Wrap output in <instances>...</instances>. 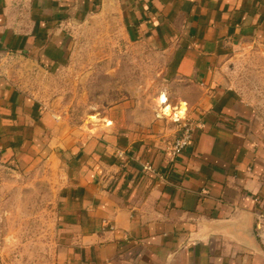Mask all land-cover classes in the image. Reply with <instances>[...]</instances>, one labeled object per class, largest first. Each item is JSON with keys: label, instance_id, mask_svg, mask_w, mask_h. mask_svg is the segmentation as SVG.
Wrapping results in <instances>:
<instances>
[{"label": "crops", "instance_id": "crops-1", "mask_svg": "<svg viewBox=\"0 0 264 264\" xmlns=\"http://www.w3.org/2000/svg\"><path fill=\"white\" fill-rule=\"evenodd\" d=\"M110 4L168 53L196 128L170 157L179 127L144 135L114 108L53 149L55 116L0 75V164L61 170L56 264H264V119L224 79L238 47L264 46V0H0V50L61 65L72 27Z\"/></svg>", "mask_w": 264, "mask_h": 264}, {"label": "rangeland", "instance_id": "rangeland-1", "mask_svg": "<svg viewBox=\"0 0 264 264\" xmlns=\"http://www.w3.org/2000/svg\"><path fill=\"white\" fill-rule=\"evenodd\" d=\"M70 44L57 66L0 50V75L55 116L53 149L92 135L114 108L141 134L181 131L185 88L167 77L168 53L131 35L111 4L74 25ZM224 79L264 119V46L238 47ZM62 184L46 157L25 170L0 164V264H56Z\"/></svg>", "mask_w": 264, "mask_h": 264}, {"label": "built area", "instance_id": "built-area-1", "mask_svg": "<svg viewBox=\"0 0 264 264\" xmlns=\"http://www.w3.org/2000/svg\"><path fill=\"white\" fill-rule=\"evenodd\" d=\"M180 123H181L180 134L174 139V141L168 148V153L170 157H175L177 154L188 148L193 140V134L196 125L185 117L181 120ZM145 169L151 170V167L146 164Z\"/></svg>", "mask_w": 264, "mask_h": 264}, {"label": "bare ground", "instance_id": "bare-ground-1", "mask_svg": "<svg viewBox=\"0 0 264 264\" xmlns=\"http://www.w3.org/2000/svg\"><path fill=\"white\" fill-rule=\"evenodd\" d=\"M168 110H167V107L165 108V112H167Z\"/></svg>", "mask_w": 264, "mask_h": 264}]
</instances>
